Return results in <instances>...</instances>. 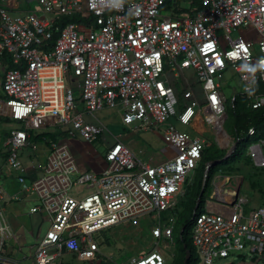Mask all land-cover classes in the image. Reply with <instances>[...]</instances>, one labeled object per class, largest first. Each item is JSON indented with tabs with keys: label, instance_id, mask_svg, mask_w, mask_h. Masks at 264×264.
I'll list each match as a JSON object with an SVG mask.
<instances>
[{
	"label": "built area",
	"instance_id": "1",
	"mask_svg": "<svg viewBox=\"0 0 264 264\" xmlns=\"http://www.w3.org/2000/svg\"><path fill=\"white\" fill-rule=\"evenodd\" d=\"M32 1L38 9L29 7ZM65 17L76 20L63 22ZM187 69L194 71L204 100ZM227 75L243 84V91L233 89V101L240 95L251 109L264 107V0H0V117L14 124L4 133L0 179L10 167L21 192L36 195L39 205L32 210L48 214L51 224L38 240L36 263L57 264L64 251L95 260L96 234L146 221L155 245L131 264H165L167 253L159 246L175 239L179 203L194 182L188 174L197 172L212 145L229 147L228 153L234 146L225 128ZM115 105L123 122L139 129H158L172 117L192 125L202 117L214 143L171 125L167 132L177 154L153 162L117 136L106 152V168L96 173L81 170L66 141L51 139L42 173L31 176L20 151L38 148L32 129L63 125L68 134L93 142L108 128L84 114ZM256 132L250 127L247 136ZM248 156L264 167V136ZM240 182V175L217 171L212 194L193 217L191 241L202 264L232 250L264 254V205L247 210L248 197L237 193ZM77 185L92 191L79 197L72 192ZM21 192L10 194L0 181V202ZM218 202L228 207L213 209ZM0 233L2 263L16 264L1 257L6 229Z\"/></svg>",
	"mask_w": 264,
	"mask_h": 264
},
{
	"label": "rangeland",
	"instance_id": "2",
	"mask_svg": "<svg viewBox=\"0 0 264 264\" xmlns=\"http://www.w3.org/2000/svg\"><path fill=\"white\" fill-rule=\"evenodd\" d=\"M183 6H187L186 3H182ZM32 7L34 9H38V5L36 1H32L31 5L29 4V7ZM238 33L235 32L234 36ZM72 74H75V70H71ZM186 76L189 77V81L191 84H193V87L195 88L196 92H198L200 99L204 100L202 90L200 83L198 82V79L196 75L194 74V71L192 69H187L185 72ZM229 79V83L226 84L225 79L223 80L224 85L223 89L226 93L227 97L229 98V102L227 104L228 111H229V117L225 123V128L229 135L232 137V140L235 142L238 137V133L241 132V123H238V119L235 114V109L233 106V89L236 88L238 92L243 91V84L237 77H231L230 75H227L226 77ZM74 90L75 95L78 98L80 96V91L77 89V85L74 84ZM238 99L241 100V104H239L240 107L237 108V114L239 113L238 117H244L245 111L244 103H242V98L238 97ZM243 108V109H241ZM84 117L86 120L90 122H96V123H102L105 126H107L108 130L106 131L107 140H98L97 146L100 149H103L105 145H108L114 140V136H119V134L123 133L126 134L128 132H132L135 130L133 126H128L123 123V114H122V108L120 105L115 106H107L101 109L96 110L93 114L87 112L84 114ZM202 124L199 125L201 128V131L203 129V133H205V136L211 137V133L208 132V128L205 121L201 122ZM164 124V125H163ZM160 127L163 129V134L167 131L168 127L173 125L176 129L182 130L184 132H187L190 136L196 137L199 136V131L197 129L192 128L189 125H184L181 122H179L175 117L170 118L167 122L163 123ZM194 123L193 125H195ZM14 124L6 125L2 121H0V151L5 148L4 146V131L9 129ZM154 130L156 129H136L135 132L137 135L142 138L143 143H145L146 146L152 147L154 145V141L158 140L159 137L155 136ZM262 131H264L263 128L259 127L257 132L255 134L250 135V137L242 140L239 144L238 153L236 154L235 161L232 162V159H224L221 163L216 165L219 169H222L224 166H231L230 169H227V172L231 174H238L241 173L244 176V181L241 186V192L247 196L250 200V206L256 207L260 205V202L264 200V167H257L254 165L250 157L248 156L249 150L251 145L255 140H257L261 134ZM211 140L213 142L214 138L211 137ZM214 143V142H213ZM216 146L212 145V147H209V156H216L219 154H225L224 157L229 152L230 148L227 147L223 149L222 151H216ZM32 150V149H31ZM24 151V152H23ZM20 151V156L22 153L25 155L21 158L22 162L26 165V162H29L34 159V161L37 160V158L33 157L31 159L26 155V153L29 152V150H23ZM42 156H44L42 154ZM207 157V158H210ZM218 157L216 156V159ZM44 160V158H43ZM42 160V162H43ZM204 161H207L205 159ZM196 171H199L197 169ZM202 171V170H201ZM198 172H190L188 174V181L190 183V180L196 178ZM206 173V170L203 171V181H204V175ZM208 177V176H207ZM203 183V182H202ZM190 185V184H189ZM190 186L186 187L189 188ZM202 188V185L201 187ZM211 186L209 182L206 184V191H210ZM73 191L82 193L84 191L83 187H74ZM179 208L182 209L183 205L181 202L179 203ZM190 210L187 212L189 213ZM186 212V213H187ZM44 215L47 217L48 214L46 211H43ZM185 213V214H186ZM27 216V220H28ZM185 220V217L182 216L180 222H178L176 226V233H175V241H168L165 244H161L159 248L160 250H165L170 253V256L167 257V261L165 264H172L174 261L173 254H179V257L177 259L176 264H183L185 259V252L182 250V244L179 242L180 237V231L183 228V222ZM27 223H30L29 221H26ZM51 222L49 220H45L44 224V231L43 236L45 235L46 230L49 228ZM145 224V223H144ZM134 237V234L132 232H129L127 230H117L114 231L112 228L108 231H106L104 234H96L95 238L100 244V252L95 260L90 259H81L78 256H74L71 253L64 251V254L60 256L58 259L59 262L62 264H131L132 258L135 256V252L138 249V247H141L143 250L147 249L150 250L155 245V238L149 235L148 233L145 234L141 238H135L136 243L132 247V241L131 239ZM38 241L35 242V245L32 247L33 254L35 253L37 249ZM254 262V264H264V254L263 255H257L254 257V254L249 249H245L243 251H237L232 250L230 252V255L228 257L223 258H217L212 264H239L241 262ZM192 264H202V261L198 259L197 261H193Z\"/></svg>",
	"mask_w": 264,
	"mask_h": 264
},
{
	"label": "crops",
	"instance_id": "3",
	"mask_svg": "<svg viewBox=\"0 0 264 264\" xmlns=\"http://www.w3.org/2000/svg\"><path fill=\"white\" fill-rule=\"evenodd\" d=\"M78 107L79 109H83L82 104H79ZM202 121H204L203 118L198 117L194 122L196 124L193 125L194 124L193 123L192 125H189V126H191L194 129H197L200 135H205V133H203L204 132L203 129L201 131V128L199 126L202 124L201 123ZM6 125H9V124H6ZM206 125L208 128V132H210L209 126L207 123ZM128 126H133V125H128ZM133 128L135 130L139 129V128H136L135 126H133ZM9 130L10 128L5 130L4 133L8 132ZM135 130H133L132 132H128L126 134L121 133L119 134V137L123 142H125L127 145L130 146V148L139 158L143 160H151L153 162H162V161L173 158L177 154V148L171 142L168 132L166 131L165 134H163V129L161 127L154 130L155 136L159 137V139L154 141V145L151 148L146 146L145 143H143L142 138H140V136L136 134ZM145 130H148V129H145ZM42 132H51L52 134H54V137H56V139L66 141L70 145L81 170L82 171L89 170V171L96 172V173H100L102 170L106 168L107 166L106 152L109 149V147L114 144L115 137H117V136H114V140L111 143H109L108 145H105L103 149H100L96 143L98 140H107L106 135L98 137L93 142H88L78 134L76 135L68 134L66 132V127L63 125H50V126H44V127L32 129L30 131L31 139L34 135H37ZM51 139H53L52 135L45 136L41 140L32 139L34 142L38 143V148L35 150L32 148L26 149V150H29V152L26 153L28 157H30L31 159H33V157L37 158L36 161H34L33 159L29 162H26V166L30 169L29 171L32 177L36 176V174L42 173L41 165L45 161L46 153L48 151V143H49V140ZM42 154L44 156H42ZM24 155L25 154L22 153L21 158ZM4 163H5V156L2 153H0V166H3ZM3 171H4V176L3 178L0 179V181L5 186V189L10 194H17L21 192V185L17 179L16 172L8 166H5L3 168ZM216 173L214 174V176L216 175ZM237 175L241 176L240 184L242 186V183L244 181V176L241 173H238ZM214 176L211 179V184H210L211 190L205 191V198L206 196H210L212 194V180ZM78 186L84 188V191L82 193L73 191V188L78 187ZM74 187L72 188V192L78 195L79 197H83L84 195L92 191L91 188L85 185H77ZM240 193H242L241 188H240ZM205 198H204V201H205ZM38 205H39V201L36 198V195L30 191L21 192L19 194V198L16 200H4L0 202V228L4 227L7 232V237L5 239V242L1 247V257L2 258L13 260L16 264H37L35 257H34L35 253L33 254L32 247L35 245V242H37L41 237H43L42 234L44 231L45 220L46 221L49 220L48 216L46 217L44 215L43 209L40 208L36 211L32 210L35 206H38ZM227 205L228 204H220L218 202V203H213L212 208L219 210V211H223L226 209V207H228ZM260 205H264V200L260 202ZM203 206H204V202L202 206H199L198 210H200ZM250 208H254V207L250 206V200H249L248 204L246 205V209L249 210ZM183 210H184V206L182 209L179 208V212H178L179 218ZM27 216L29 217L28 220H27ZM26 221H29L30 223H27ZM111 228L114 231L125 229L129 232H132L134 234V237L131 239L132 247L136 243L135 238L137 239L141 238L147 233L151 235L150 233L151 228L149 227V224H147L146 221L142 222L140 225H137V226H133L130 223H124V224H118V225L112 226ZM111 228L107 229L106 231L110 230ZM106 231L102 232L101 235L104 234ZM1 239H2V236L0 233V240ZM147 251H148L147 249L143 250L141 247H138V249L135 252L134 257L140 254H143ZM166 253H167L166 261H167V257L170 256V253H168V251H166ZM173 257H174L173 258L174 261L172 262V264H176L179 254H173ZM0 264H3L1 259H0ZM57 264H62V263L58 261Z\"/></svg>",
	"mask_w": 264,
	"mask_h": 264
},
{
	"label": "trees",
	"instance_id": "4",
	"mask_svg": "<svg viewBox=\"0 0 264 264\" xmlns=\"http://www.w3.org/2000/svg\"><path fill=\"white\" fill-rule=\"evenodd\" d=\"M72 20H76L75 18H70V17H65L63 19V22H67V21H72ZM238 97H241L242 103H244V108H241L245 111V116L244 117H238L239 113L237 114V108L240 107L239 104H241V100L238 99ZM233 106L235 109V114L236 117L238 119V123H241V132L238 133V136L240 135L241 137H238V140H240V142L246 138H248L249 136H247V131L248 128L250 127H256L257 130L259 127L264 129V107L260 108V109H251L248 106L247 100L245 98H243L240 95H237L236 98L233 101ZM0 121H2L3 123H5L4 118L0 117ZM52 135L53 139H56V137H54V134H52L51 132H42L39 133L37 135H34L32 137L33 140H41L43 137L45 136H49ZM262 136H264V131H262ZM239 148V147H238ZM238 148L237 150L232 153L230 155V159H232V162L235 161V157L236 154L238 153ZM209 149V148H208ZM208 149L205 150V154H204V158H203V162L201 163L200 167L198 168L199 171L197 173L196 178L194 179V182L190 185V187L187 190V195L185 196V198L182 200L181 204L184 206V210L181 212L180 218L178 220V222H180L181 217L184 216L185 220L183 222V228H185L184 230H181L180 232V237H179V242L183 245L182 246V250L185 252V248H184V244L186 245V248L191 249L192 251V256L191 259L189 260V264H192L193 261H197V257H196V253H195V249L192 245V241H191V225L193 222V217H194V207L196 204V200L197 197L200 194V190H201V185L203 182V176L202 173L204 170H206L207 167V163L209 161L215 160L216 156L219 158H223L225 154H219L216 156H209V151ZM216 151H222V149H218L216 148ZM221 153V152H219ZM210 157V158H207ZM205 159H207V161H204ZM229 159V158H228ZM231 166H224L222 169L227 171V169L229 170ZM202 170V171H201ZM220 169L217 166H212L208 169V174H207V179L206 182H209V184H211V179L214 176V174L219 171ZM204 198H205V193L202 196V200H201V204L200 206L203 205L204 202ZM188 210L189 213L187 212ZM187 212V213H186ZM186 213V214H185ZM186 254V253H185Z\"/></svg>",
	"mask_w": 264,
	"mask_h": 264
},
{
	"label": "water",
	"instance_id": "5",
	"mask_svg": "<svg viewBox=\"0 0 264 264\" xmlns=\"http://www.w3.org/2000/svg\"><path fill=\"white\" fill-rule=\"evenodd\" d=\"M239 144H240V140H236L235 141V143H234V146H233V149H232V151H231V153H227V155L225 156V157H223V158H219V159H215V160H212V161H209L208 163H207V167H206V173H205V175H204V181H203V184H202V188H201V191H200V194H199V196H198V198H197V201H196V205H195V207H194V214H196V212H197V210H198V208H199V206H200V202H201V200H202V196H203V194L205 193V191H206V184H207V182H206V179H207V174H208V169L210 168V167H212V166H216V165H218L219 163H221L224 159H228L229 157H230V155L232 154V153H234L236 150H237V148L239 147ZM240 188H241V184L238 186V188H237V193H239L240 192ZM185 228H182V230H184ZM184 248H185V253H186V255H185V259H184V263L183 264H189V260L191 259V256H192V251H191V249H189V248H186V245L184 244ZM246 263H249V264H252L253 262H241V263H239V264H246Z\"/></svg>",
	"mask_w": 264,
	"mask_h": 264
},
{
	"label": "bare ground",
	"instance_id": "6",
	"mask_svg": "<svg viewBox=\"0 0 264 264\" xmlns=\"http://www.w3.org/2000/svg\"><path fill=\"white\" fill-rule=\"evenodd\" d=\"M225 138H226V134L223 132V134L220 135V139L222 140V139H225Z\"/></svg>",
	"mask_w": 264,
	"mask_h": 264
}]
</instances>
